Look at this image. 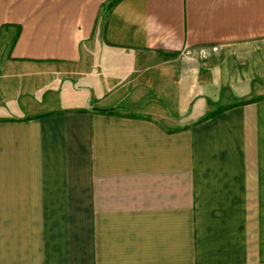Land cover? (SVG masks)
I'll list each match as a JSON object with an SVG mask.
<instances>
[{
  "label": "crops",
  "instance_id": "0c3cea01",
  "mask_svg": "<svg viewBox=\"0 0 264 264\" xmlns=\"http://www.w3.org/2000/svg\"><path fill=\"white\" fill-rule=\"evenodd\" d=\"M0 264H264V0H0Z\"/></svg>",
  "mask_w": 264,
  "mask_h": 264
}]
</instances>
